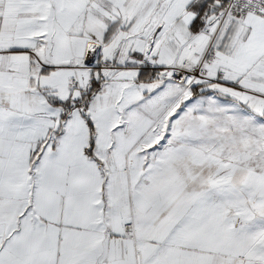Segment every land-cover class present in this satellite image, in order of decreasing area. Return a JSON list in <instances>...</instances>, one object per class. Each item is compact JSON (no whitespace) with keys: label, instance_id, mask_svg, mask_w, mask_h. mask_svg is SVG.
<instances>
[{"label":"snow or ice","instance_id":"obj_1","mask_svg":"<svg viewBox=\"0 0 264 264\" xmlns=\"http://www.w3.org/2000/svg\"><path fill=\"white\" fill-rule=\"evenodd\" d=\"M0 264H264V0H0Z\"/></svg>","mask_w":264,"mask_h":264}]
</instances>
